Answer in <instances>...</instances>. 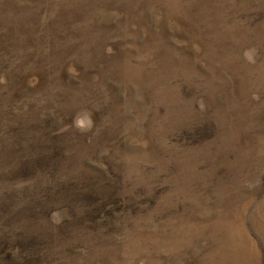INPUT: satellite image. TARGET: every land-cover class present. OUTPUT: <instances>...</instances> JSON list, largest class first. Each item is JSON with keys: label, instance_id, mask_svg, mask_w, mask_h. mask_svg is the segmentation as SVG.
I'll list each match as a JSON object with an SVG mask.
<instances>
[{"label": "rangeland", "instance_id": "374dc122", "mask_svg": "<svg viewBox=\"0 0 264 264\" xmlns=\"http://www.w3.org/2000/svg\"><path fill=\"white\" fill-rule=\"evenodd\" d=\"M0 264H264V0H0Z\"/></svg>", "mask_w": 264, "mask_h": 264}]
</instances>
